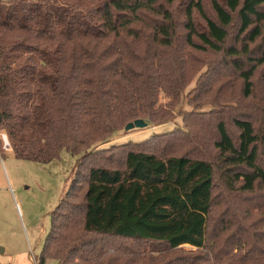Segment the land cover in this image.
I'll use <instances>...</instances> for the list:
<instances>
[{
	"label": "trees",
	"instance_id": "trees-1",
	"mask_svg": "<svg viewBox=\"0 0 264 264\" xmlns=\"http://www.w3.org/2000/svg\"><path fill=\"white\" fill-rule=\"evenodd\" d=\"M176 1L105 0L80 8L78 0H0V132L20 161L46 164L63 150L80 156L37 264H154L147 252L164 259L184 246L196 250L158 263L264 264V224L236 245L248 248L239 258L241 250L231 256L234 243L207 249L216 178L264 209L263 120L256 126L234 117L235 138L219 121L216 164L126 146L101 148L92 159L80 155L104 144L122 121L148 116L160 89L177 86L173 67L183 82L197 63L184 51L222 54V75L242 81L245 99L254 96L259 69L264 81V0H188L182 35L170 8ZM127 242L143 247L122 246Z\"/></svg>",
	"mask_w": 264,
	"mask_h": 264
},
{
	"label": "rangeland",
	"instance_id": "rangeland-1",
	"mask_svg": "<svg viewBox=\"0 0 264 264\" xmlns=\"http://www.w3.org/2000/svg\"><path fill=\"white\" fill-rule=\"evenodd\" d=\"M57 1L64 5L72 2ZM78 1L80 8H96L105 0ZM187 1L177 0L170 7L176 12L178 35L185 34L181 14L184 13ZM193 18L199 30L204 28L198 15H193ZM235 33L233 29V37ZM259 46L256 43L251 49L256 52ZM184 52L189 61L197 63L190 65V71L184 72L185 78L181 83L180 76L172 66V83H177V86L160 89L154 105L149 108V115L141 118L146 127L126 131L128 122L122 121L104 144H99V147L91 145L82 150L80 155L94 154L90 158L92 159L101 148L126 146V150L140 151L145 148L160 157L187 156L216 164L218 155L214 142L219 121L227 124V129L234 138L238 135L231 122L234 117L243 115L251 118L256 126L261 120L264 121V81L261 69L253 78V98L245 99L242 81L230 72L226 76L222 75V72L227 71L222 68L225 60L222 54L191 52V57L188 52ZM3 134L8 138L3 131L0 132V137ZM140 145L147 146L139 147ZM79 159V155L63 150L58 158L46 164L20 161L14 158L12 150L6 152L1 148L0 139V249L3 251L0 252V264H37V258L50 232L52 213L71 184ZM255 201L262 202L249 194L228 191L223 182L216 178L208 221L207 249L212 245L216 250L225 251L230 243H234L231 256H235L238 250L241 251H238L235 258L245 255L248 248L238 247L246 245L250 235L255 236V231L264 224V209L259 213ZM122 246L136 251L143 247L138 242H127ZM195 250L184 246L168 253L164 259L163 253L147 252L146 256L156 260L157 263L154 264H162ZM223 258L224 262L230 261L228 256ZM159 261L162 263H158ZM46 264L58 263L47 261Z\"/></svg>",
	"mask_w": 264,
	"mask_h": 264
},
{
	"label": "water",
	"instance_id": "water-1",
	"mask_svg": "<svg viewBox=\"0 0 264 264\" xmlns=\"http://www.w3.org/2000/svg\"><path fill=\"white\" fill-rule=\"evenodd\" d=\"M144 127H146V124L144 121L136 120V121L126 125L125 130L129 131V130H133L134 128H144ZM0 252L1 253L3 252L2 249H0Z\"/></svg>",
	"mask_w": 264,
	"mask_h": 264
},
{
	"label": "built area",
	"instance_id": "built-area-1",
	"mask_svg": "<svg viewBox=\"0 0 264 264\" xmlns=\"http://www.w3.org/2000/svg\"><path fill=\"white\" fill-rule=\"evenodd\" d=\"M1 139V148L4 150V151H10L11 150V146H10V143L8 141V138L6 137V135H2L0 137Z\"/></svg>",
	"mask_w": 264,
	"mask_h": 264
}]
</instances>
